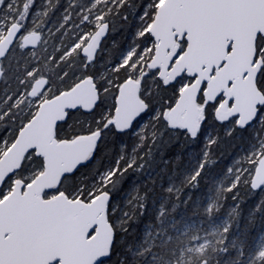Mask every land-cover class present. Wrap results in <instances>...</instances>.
<instances>
[{
    "label": "snow or ice",
    "instance_id": "6c2138e0",
    "mask_svg": "<svg viewBox=\"0 0 264 264\" xmlns=\"http://www.w3.org/2000/svg\"><path fill=\"white\" fill-rule=\"evenodd\" d=\"M258 221L264 0H0V264H264Z\"/></svg>",
    "mask_w": 264,
    "mask_h": 264
},
{
    "label": "trees",
    "instance_id": "16d2710c",
    "mask_svg": "<svg viewBox=\"0 0 264 264\" xmlns=\"http://www.w3.org/2000/svg\"><path fill=\"white\" fill-rule=\"evenodd\" d=\"M39 2V0H38ZM119 37L117 36V39ZM181 163H183V161H181ZM228 163V158H223L220 160V163L219 165L216 167L215 171H220V169H222L226 164ZM165 184H166V180H165ZM207 187V185L202 181L201 182V191L204 190L205 188ZM199 193H195L194 195H197ZM260 230H264V226L261 225V223L258 221L256 226L252 229L251 231V235L252 236H255L257 235V232L260 231Z\"/></svg>",
    "mask_w": 264,
    "mask_h": 264
}]
</instances>
